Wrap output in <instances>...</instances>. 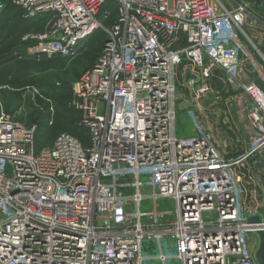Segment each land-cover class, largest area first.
<instances>
[{"label": "built area", "instance_id": "1", "mask_svg": "<svg viewBox=\"0 0 264 264\" xmlns=\"http://www.w3.org/2000/svg\"><path fill=\"white\" fill-rule=\"evenodd\" d=\"M11 3L52 19L19 59L71 61L96 31L106 39L72 87L79 136L58 133L36 149L37 126L0 113V264H145L147 240H167L160 264H259L250 240L264 220L247 223L241 174L264 149V55L245 30L264 26V0ZM185 61L200 71L197 94L216 68L246 95L255 132L240 152L219 150L195 104L186 108L195 135L177 136L175 74ZM145 200L172 202L173 220L157 221L168 212L143 211Z\"/></svg>", "mask_w": 264, "mask_h": 264}, {"label": "rangeland", "instance_id": "2", "mask_svg": "<svg viewBox=\"0 0 264 264\" xmlns=\"http://www.w3.org/2000/svg\"><path fill=\"white\" fill-rule=\"evenodd\" d=\"M238 1L248 0H227L225 4H227L228 7H233ZM4 2L6 5L0 11V23L6 21L8 28L24 23L25 21L31 23L39 20L41 22L38 23L43 27V30H45L52 22L50 16L33 17L31 19L21 8L13 5L11 0H4ZM263 27V23L257 21L256 23L253 22V25L250 28L247 27L245 30L249 32L253 44L256 45L264 55ZM37 33L40 32L31 29L23 35L22 40L25 39L23 41L28 40L33 42L32 37ZM99 33L101 35L97 41L98 46L102 45L103 41L106 39V35L103 32ZM253 34L255 36H253ZM89 40L88 42L86 40L80 45L78 50L80 51L81 49L80 53L84 50H88L89 46H87L86 43L91 42V40ZM28 47H31V45L21 51L14 52V56L18 57L17 55H23L26 51L25 49ZM77 59L78 57L71 61H66L60 69H42L33 73L34 84L18 89L16 90L17 92L9 88H0V113L9 115L12 120L19 125L25 127L37 126L38 132L35 134L36 149L51 144L57 133L69 131L68 128L71 127V123L75 119V116H77L72 107L74 96L72 87L80 77L90 69L87 61L83 60L81 62H76ZM210 74L208 93L199 95L197 94V88L201 78L200 71L197 67L185 61L177 68L175 74V78L177 79L175 97L179 112V120L176 125L177 136L192 137L195 135L192 123L187 116L186 108L189 104H195L197 107L199 105L200 108L198 107V110L207 117V119H205L207 124L202 122L203 126L211 135L213 141L219 144V150L224 154L240 152L241 149H243V145L241 144L242 140L245 142L248 141L255 132L253 121L249 117L250 112L248 114V111H246V115H243L238 109L232 108L231 101L228 100L230 98L229 96L233 93L232 91H239V89H237L235 85L230 84L224 75L216 68H211ZM190 81H193V84H190ZM262 88L264 90V86H262ZM69 90L71 93L70 102L64 106L58 105L54 98L55 94H64ZM212 103H214V105H211ZM57 114L62 116L67 129L65 131H58L49 139L50 126ZM255 162L257 163L255 164ZM261 173L264 174V149L247 163L246 169L243 170L241 174V184L245 190V212L249 217H253L252 214H255V216L264 220L263 199L252 195L254 194V190L256 192L260 190L257 185L263 187ZM119 185H121V187H118ZM116 187L124 192H131L132 190L129 185L117 184ZM149 188L150 187L143 188V192L146 194L150 193L151 190ZM157 205V208H155L156 210L168 212L166 215L164 214L158 217L157 221H172V202L169 200H160L157 202ZM153 207L154 204L150 200H145L141 205L143 211L155 210ZM134 212L135 208L132 206L128 212L130 219L134 217ZM166 241L167 240H165V242L161 241L160 247L155 240H147L144 243V254L147 257L145 264H160L158 260L155 259V256L158 250H162L163 252L168 251ZM250 241L252 242L253 253L256 256L260 244L259 237L257 235H252Z\"/></svg>", "mask_w": 264, "mask_h": 264}, {"label": "trees", "instance_id": "3", "mask_svg": "<svg viewBox=\"0 0 264 264\" xmlns=\"http://www.w3.org/2000/svg\"><path fill=\"white\" fill-rule=\"evenodd\" d=\"M35 22L28 23L25 21L24 23H20L10 28H8L6 21L0 23V88H9L17 92L16 90L18 89L34 84L33 73L42 69H60L66 62L65 59L43 58L40 61H36L31 58L19 59L14 56V52L21 51L27 46L33 45L32 41L22 40L25 33L29 32L31 29H35L37 32L43 31V27L38 23L41 21L38 20ZM99 32L103 31L98 30L92 35V37H90L91 39L89 38L91 42L86 43L87 46H89L88 50H84L80 53V49L76 62H81L83 60L87 61L89 68H92L95 65L98 57L102 53L104 45V41L102 45H97V41L101 35ZM54 98L58 105H67L71 100L70 90L64 94H55ZM75 112L77 116H75V119L72 122L73 124L71 123V127L68 128L69 131L67 130V132L79 136L80 134L76 131V122L79 119L80 114L77 111ZM66 129V123L62 116L59 114L55 115L52 125L50 126L49 139H51L58 131H65Z\"/></svg>", "mask_w": 264, "mask_h": 264}, {"label": "crops", "instance_id": "4", "mask_svg": "<svg viewBox=\"0 0 264 264\" xmlns=\"http://www.w3.org/2000/svg\"><path fill=\"white\" fill-rule=\"evenodd\" d=\"M248 78H249V76L247 74H245V75H243V77L240 79L239 82L245 83V82H247ZM176 84H177V79H176ZM232 92L233 93L230 94V96H229L230 98L228 99L229 101H231V107L238 109L240 112L243 113V115H246V113H245L246 111H248V114H249V112H251V110H252V105L246 99V95L244 94V92H242L241 89H239V91H232ZM228 100H226V101H228ZM197 105H198V103H197ZM211 105H214V103H212ZM198 107H199V105H198ZM199 114H200V117H201L202 122H205V119H207V117L204 115V113L202 114L200 110H199ZM205 123L207 124V121ZM244 142L245 141L242 140V143L241 144L243 146H244ZM216 144H217L218 147H220L218 143H216ZM252 195L259 197V193L256 192L255 190H254V194H252Z\"/></svg>", "mask_w": 264, "mask_h": 264}, {"label": "water", "instance_id": "5", "mask_svg": "<svg viewBox=\"0 0 264 264\" xmlns=\"http://www.w3.org/2000/svg\"><path fill=\"white\" fill-rule=\"evenodd\" d=\"M258 221L259 219L257 217H252L247 220V223H255ZM257 234L259 237L260 244L255 257L259 264H264V233L259 231Z\"/></svg>", "mask_w": 264, "mask_h": 264}, {"label": "bare ground", "instance_id": "6", "mask_svg": "<svg viewBox=\"0 0 264 264\" xmlns=\"http://www.w3.org/2000/svg\"><path fill=\"white\" fill-rule=\"evenodd\" d=\"M84 43V42H83ZM80 47V46H79Z\"/></svg>", "mask_w": 264, "mask_h": 264}]
</instances>
